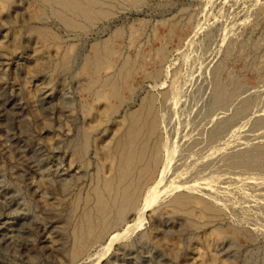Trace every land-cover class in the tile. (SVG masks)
Returning <instances> with one entry per match:
<instances>
[{"label":"rangeland","instance_id":"rangeland-1","mask_svg":"<svg viewBox=\"0 0 264 264\" xmlns=\"http://www.w3.org/2000/svg\"><path fill=\"white\" fill-rule=\"evenodd\" d=\"M32 1L11 0L0 11V264H264V0H113L116 15L74 31L49 9L45 21L31 18ZM43 25L63 45L36 59L41 39L33 30ZM115 29L123 32L112 60L131 63L129 76L118 78L130 99L112 120L100 117L84 158L82 116H74L86 82L77 72L92 42ZM65 47L71 62L61 67ZM150 95L163 158L174 154L170 168L73 255V231L110 175L94 139L112 145L113 122ZM187 185L191 198L218 209L210 224L172 206ZM150 194L155 200L137 223ZM214 227L223 233L212 235Z\"/></svg>","mask_w":264,"mask_h":264},{"label":"bare ground","instance_id":"bare-ground-1","mask_svg":"<svg viewBox=\"0 0 264 264\" xmlns=\"http://www.w3.org/2000/svg\"><path fill=\"white\" fill-rule=\"evenodd\" d=\"M10 1L11 0H0V11L8 8ZM117 1L136 6L141 4L144 0ZM32 3L33 5L31 6L26 4L31 18L36 21H43L48 16L47 9H49L52 17L60 20V22L68 30L72 31L75 29H84L86 26H94L97 23L116 15V10L114 9L116 5L113 0H33ZM33 31L38 32L41 39V49H37L35 52H38L36 59H40L41 56H39V53L40 50H43V48L47 50L49 48L53 49V51L57 53L58 48L62 47L64 39L62 40V37L58 34V32L54 31L47 25L40 26ZM122 32L123 31L120 29H115L110 32L108 38L104 40L97 39L92 42L89 50L85 54V57H83L82 63L77 72V75L83 77V80L86 82V84L81 82V86H79V95L84 93L86 96L85 98L83 97L84 99L80 96V100L78 101L79 109L74 108L76 112L74 119L79 121V115L82 116V120L80 121L82 124V132H80L83 136V145L82 147L80 146L79 153L82 154L84 158L88 157L90 146L92 144V133H94L93 131L97 129L96 125H98L101 121L100 117L102 116V119L105 117L106 121L112 120V117L119 114L122 107H124L125 103L130 99L129 96L125 97L121 95L120 90L122 83L120 84V80L118 81V78L123 74L126 76L130 74L131 63L129 64V61L125 59L120 66L115 67L112 60L116 51L114 49L116 46L115 44H117L119 38H121ZM38 34L36 35L38 36ZM36 48L37 47H35V50ZM67 48L69 47H65L66 52L65 56L62 57L61 67H68L71 62L69 52L72 50H67ZM156 72L143 71L142 73L143 76L148 75L152 77L154 74L156 75ZM173 72L172 74L175 73ZM172 77H175V75ZM174 88L171 86L167 90H164L161 98H163V100L170 98ZM216 89L218 90L219 88L216 87ZM154 95L142 98L138 105V109L125 111L121 119H115L116 121L113 122V125L116 126V132H119V134L116 136L112 145H107L104 146V148H101L97 139H94L96 154L103 152L104 158L106 157L109 161L110 175L108 174L109 176L105 178L100 187L98 186V188L96 187L93 189L96 196L95 202L91 209L83 214V220L79 225V229L75 228L73 231L74 248L72 249H74V251L71 250L73 255H76L79 252L81 253L90 240L94 239L96 241L97 238H100L102 232L110 225V215L112 213H114L113 219L115 221H119L126 213L128 214V211L135 208L134 206L138 200L137 197L139 191L145 183L152 180L159 172L158 178L160 180H155L156 185L159 184V181L163 180L166 170L170 168L174 154L171 155V153L167 152L166 159L163 158L164 155H162V146L160 138H158L159 120H157L156 116H153V105L156 100ZM80 128L81 126H77V131H79ZM163 159H165V161ZM89 162L90 161L87 160L86 163L89 164ZM161 165L162 167H160ZM191 185L183 186V189H186V194L184 192H177V194H174V196L170 199L171 204L178 210H184L185 214H189L188 216L204 221L205 224H210L218 217L217 215L219 211L213 206V204H210L207 201L200 198L194 199L196 197L191 198L188 193L193 187ZM152 196V194H150L149 197L147 196V201L139 209L137 223L144 220L146 207L155 200ZM86 199L88 201V198ZM130 228L132 229L133 227L129 226L126 229ZM223 231L224 230L220 227H214L210 232L214 236H219L223 233ZM116 235L110 240L108 245L103 248L104 253L109 250L114 240L120 237L119 234ZM103 252L100 256L103 255ZM100 256H97L98 260L96 263H98Z\"/></svg>","mask_w":264,"mask_h":264}]
</instances>
